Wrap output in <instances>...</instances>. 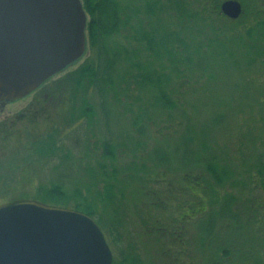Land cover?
<instances>
[{"label": "rangeland", "instance_id": "obj_1", "mask_svg": "<svg viewBox=\"0 0 264 264\" xmlns=\"http://www.w3.org/2000/svg\"><path fill=\"white\" fill-rule=\"evenodd\" d=\"M151 1L158 2L119 0L132 20L131 28L137 30L138 23L147 22L149 16L145 14L144 5ZM244 3L236 25H223L221 13L212 15L214 28L221 26L227 39L241 38L226 47L225 52L233 54L229 60L223 64L218 61L211 67L210 75L207 72L185 74L168 82L163 91L171 102H178L174 110H164L159 103L155 105L157 92L149 87L136 88L131 81L129 89L116 88L118 94L110 98L106 120L100 108L92 105L95 118L88 119V123L83 117L68 126L60 119L56 107L44 101V94L39 90L1 106L3 131H17L23 137L30 124L23 117L21 121L16 117L30 115L40 134L50 130V125L59 129L54 137L56 141L60 139L61 150H56L52 158L33 153L28 156L18 153L20 149L15 141L0 143V207L22 196L30 200L39 186H48L57 180H64L67 193L91 190L93 185L99 186L97 174L101 169L98 168L104 162L106 170L116 168L120 172L119 192L115 194L116 201L123 199L124 208L121 207L117 216L122 219L124 212L123 219L129 222L120 229L123 245L119 248L107 231L100 230L112 256L111 264L124 255L130 245L131 253L127 254L135 255L138 264H214L216 244H230L235 254L254 256L244 263L232 256L220 264H253L259 262V257L264 259V174L260 176L255 170L256 165L264 161V32L260 29L264 28V0L255 3L244 0ZM257 22H261L260 28L256 27ZM252 28L255 31L249 39L248 32ZM181 31L187 36V44L192 41L204 44V39L199 40L200 36L188 27ZM198 31L209 36L210 29L203 25ZM127 41L124 34H119L108 43L114 49L136 46L133 40L129 45ZM250 43L257 47L262 44L260 55L251 51ZM137 49L133 56L136 64L145 71L160 67L158 60L149 57L141 47ZM87 56L85 52L82 58L51 78L52 81L76 69ZM84 139H88L90 160L82 158ZM102 143L112 147V160L103 161ZM207 157L214 158L216 168L227 174L221 184L207 173L205 163L202 166L189 164L193 158ZM130 162L134 165L128 170ZM77 169L82 172L92 169L95 177L83 172L71 177L74 179H65L68 171L74 174ZM191 181H201V191L194 188ZM193 192L196 193L193 195ZM200 195L204 198L202 203L207 205L205 213L193 216ZM88 199L105 222L110 223L116 214L114 209L104 205L100 198L95 202ZM227 200L232 201L230 212L234 218L214 222L213 234L207 239L205 229L210 224L209 218L219 214ZM178 219L182 221L173 225ZM152 224L175 226L179 235L166 238L151 234L146 226Z\"/></svg>", "mask_w": 264, "mask_h": 264}, {"label": "trees", "instance_id": "obj_2", "mask_svg": "<svg viewBox=\"0 0 264 264\" xmlns=\"http://www.w3.org/2000/svg\"><path fill=\"white\" fill-rule=\"evenodd\" d=\"M223 1L225 0L151 1L144 5L145 14L149 16L147 22L144 25L138 23V29L136 30L135 27L131 28L132 20H130L128 11L120 5L119 0H80L83 12L86 15L85 39L88 56L76 69L60 76L55 81H52L53 77V79L48 80L38 90L44 94V101L50 107H56L60 119L68 126L73 125L83 117L85 120L87 119L88 123L90 122L88 119L95 118V115L92 114L94 110L92 105H97L100 108L106 120L108 118L107 112L110 98H115L116 94H118L116 88L123 89L122 87L124 86V89H129L130 81L135 84L136 88L149 87L156 91L155 105L159 103L164 110H174L178 102L170 101L169 96L163 91L166 89V86L178 77H182L181 75H201V72H207L210 75L213 65H216L218 61H221L222 64L226 63L229 57L233 55L225 52L226 47L241 40L240 37L236 39L233 36H231V39H227L226 31L224 32L221 26L217 28L213 26L215 23L212 15H219L221 13L219 7ZM237 1H239L242 8L245 7L244 0ZM256 1L258 0H252V3ZM159 12L161 13L160 15H158ZM220 16L223 25H236L239 21V19H227L221 14ZM257 24L259 25L256 26L257 28H260L262 25L261 22H257ZM203 25H207L210 29L209 36L198 31ZM183 27L186 29L188 27L189 31L193 30L196 32L200 36L199 40L203 41L204 39V44H201V41L199 43L195 42V44L192 41L187 44V36H183V32L181 31ZM260 29H263L264 32V28ZM254 31V28H252L248 32L249 39L253 38L252 32ZM119 34H124L125 38L128 39V45L133 40L136 46L131 47L132 45H129V49L125 47L119 49L112 48L108 42ZM224 36L225 40L223 41ZM205 39L208 41L207 44H205ZM262 42L264 43V41ZM249 45L252 47L251 51L256 54H259L263 49L261 43H259L260 48L259 45L257 47V44L250 43ZM138 46L147 52L149 57L151 56L153 59L158 60L160 67L145 71V68L136 64L137 62L134 61L133 56L139 51L137 49ZM164 63L167 65L161 67ZM204 66L205 68L208 67L204 69ZM173 77L174 79L171 81ZM22 117L26 121L28 120L30 124V127L24 130L23 137L17 131H3L0 128V143L6 140L17 142L16 144L19 145L20 149L18 153L21 155L23 153L27 155L33 153L39 157L51 156L52 158L56 150H61L59 148L61 146L60 139L56 141L57 138L54 137L59 130L56 126L52 127L50 125L49 133L45 131L44 134H40L36 129L38 127H36L35 121L30 115L20 114L16 117V120L21 121L20 118ZM83 142L85 146L82 158L90 160L88 139H84ZM101 146L103 147V161L106 159L112 160L114 156L112 147L107 143H102ZM260 162L259 165H262L263 168L260 169L259 165H256L255 170L258 175L262 176L264 174V161ZM190 163V166H202L205 163L207 173L214 177L217 184H221L227 178L225 171H220L218 167L216 168V160L214 158H193ZM129 164L128 170L134 165L132 162ZM98 169H101V172L97 174L99 186L93 185V188L91 190L88 188L86 192L85 190L82 192L81 190H75L73 193H67L64 189L66 186L64 180H57L56 183L53 181L48 186H39L34 197L30 198V200L22 196L19 200H15L9 204L33 201L46 206L82 213L90 217L103 233L107 231L115 246L119 248L123 245L120 229L123 224L129 223L128 220L123 219L126 217L124 212L121 215L122 219H119V216H117L121 207L124 208L122 206L123 199L116 201L115 194L119 192L118 177L120 172L116 168H112L110 171L106 170L107 167L104 162L99 164ZM83 172L88 173L91 177H95L92 169L89 171L84 170ZM83 172L82 169H77L73 174L72 170H70L65 179H74L71 177H77L78 174L80 175ZM191 183L194 188H199V191H201V181H191ZM207 186L209 187L210 185L207 184ZM194 193L196 192L192 194L194 195ZM88 198H91L94 202L100 198L104 205L111 206L114 209L113 211L116 214L110 223L107 224L105 222L96 206ZM203 201L204 198L200 195L196 207V212L198 213L195 212L193 216L205 213L207 205H204ZM231 203V200H227L221 206L219 214H215L211 219L209 218L210 224L205 229V237L207 239L213 234L215 228L214 222H218V219L221 218L230 221L234 218L230 212ZM181 221L182 219H178L173 225H178ZM149 226H146V231L151 232V234L154 233L157 236L162 235L167 238L178 237L179 235V231H176L175 226H158V224ZM262 241L264 248V226ZM130 249H132V245L128 246L127 252L124 255L122 254L118 259L119 261L114 259L113 264H138L137 261L139 260L135 255L127 254L128 252L131 253ZM215 252L214 264L225 262L228 258L231 259L232 256L233 258H237V262L241 263L250 261L254 257L244 256L240 253L235 254L230 244H216ZM256 264H264V259L259 257V262Z\"/></svg>", "mask_w": 264, "mask_h": 264}, {"label": "water", "instance_id": "obj_3", "mask_svg": "<svg viewBox=\"0 0 264 264\" xmlns=\"http://www.w3.org/2000/svg\"><path fill=\"white\" fill-rule=\"evenodd\" d=\"M237 20L236 0L220 4ZM80 0H0V103L24 99L86 52ZM96 223L33 201L0 207V264H111Z\"/></svg>", "mask_w": 264, "mask_h": 264}, {"label": "flooded vegetation", "instance_id": "obj_4", "mask_svg": "<svg viewBox=\"0 0 264 264\" xmlns=\"http://www.w3.org/2000/svg\"><path fill=\"white\" fill-rule=\"evenodd\" d=\"M5 103H7V102H2V103H0V109H1V106H3ZM13 103V102H12Z\"/></svg>", "mask_w": 264, "mask_h": 264}]
</instances>
